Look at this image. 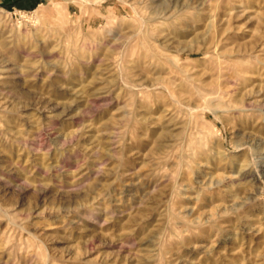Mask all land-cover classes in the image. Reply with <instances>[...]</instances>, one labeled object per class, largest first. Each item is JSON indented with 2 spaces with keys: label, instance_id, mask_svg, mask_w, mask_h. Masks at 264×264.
I'll return each instance as SVG.
<instances>
[{
  "label": "rangeland",
  "instance_id": "obj_1",
  "mask_svg": "<svg viewBox=\"0 0 264 264\" xmlns=\"http://www.w3.org/2000/svg\"><path fill=\"white\" fill-rule=\"evenodd\" d=\"M88 2H0V264H264V0Z\"/></svg>",
  "mask_w": 264,
  "mask_h": 264
},
{
  "label": "bare ground",
  "instance_id": "obj_2",
  "mask_svg": "<svg viewBox=\"0 0 264 264\" xmlns=\"http://www.w3.org/2000/svg\"><path fill=\"white\" fill-rule=\"evenodd\" d=\"M70 1V0H69ZM73 2H76L77 0H72ZM79 1H81V4L85 7L86 6V2H88V0H79ZM89 3V2H88ZM54 4V3H53ZM0 11H1V9H0ZM21 13V12H20ZM35 13H36V15L38 16V18H40L41 16H42V13H45V11L43 10V9H40V10H36L35 11ZM20 15H22V13L20 14ZM23 16V15H22ZM21 16V17H22ZM23 17H25V16H23ZM20 23V22H19ZM22 23V22H21Z\"/></svg>",
  "mask_w": 264,
  "mask_h": 264
},
{
  "label": "crops",
  "instance_id": "obj_3",
  "mask_svg": "<svg viewBox=\"0 0 264 264\" xmlns=\"http://www.w3.org/2000/svg\"><path fill=\"white\" fill-rule=\"evenodd\" d=\"M32 0H0L1 3H12V2H16V4H21L24 5L26 2H31Z\"/></svg>",
  "mask_w": 264,
  "mask_h": 264
}]
</instances>
